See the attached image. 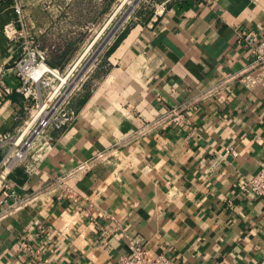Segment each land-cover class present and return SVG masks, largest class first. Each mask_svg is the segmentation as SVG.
<instances>
[{"label": "crops", "instance_id": "1", "mask_svg": "<svg viewBox=\"0 0 264 264\" xmlns=\"http://www.w3.org/2000/svg\"><path fill=\"white\" fill-rule=\"evenodd\" d=\"M83 1L0 0V67L22 53L4 29L20 28L16 4L48 64L68 66ZM136 19L76 88L74 119L51 131L37 170L16 168L10 184L31 193L104 157L68 179L67 197L44 195L0 221V264H118L126 235L173 264H264V200L246 191L264 162V75L250 89L239 82L252 59L235 42L242 30L264 37V0H183L151 27L149 13ZM16 86L11 75L2 84L0 132L19 124ZM174 109L181 126L153 125Z\"/></svg>", "mask_w": 264, "mask_h": 264}, {"label": "built area", "instance_id": "2", "mask_svg": "<svg viewBox=\"0 0 264 264\" xmlns=\"http://www.w3.org/2000/svg\"><path fill=\"white\" fill-rule=\"evenodd\" d=\"M181 1L183 0H150V19L146 25L151 27L167 12L171 4ZM15 13L20 28L6 26L4 29L11 38L23 40L22 53L12 66L0 67V90L5 78L8 75L13 76L17 80L15 92L21 95L24 106L16 117L19 124L13 130L0 132V196L4 206V210L0 211V221L23 210L44 195L60 193L67 197L69 192L64 187L68 179L86 171L89 166L104 157V154H99L88 162L77 164L73 170L31 193L18 194L11 187L10 173L22 167L26 174L32 175L52 149L51 131L68 126L74 119V112L68 106L74 88L70 90L68 87L61 93L64 84L55 86L57 81L60 83L59 76L64 74L63 67L49 65L48 50L41 48L36 38L25 34L21 9L17 4ZM235 42L237 46L248 49L251 55L252 60L248 67L238 76L239 82L250 89L261 81L264 75V37L257 41L255 32L242 30L236 33ZM47 89L50 90L46 91ZM208 94L205 92L203 95ZM44 102V116L37 114L35 120L29 124ZM182 116L180 110H168L153 125L171 121L181 126ZM225 153L233 158L238 156L236 150L230 146L225 148ZM249 183L246 191L264 200V162ZM38 229H41V226H38ZM125 237L128 253L119 259L118 264H173L164 254H153L144 243L128 235ZM20 247L29 250L25 239L20 241Z\"/></svg>", "mask_w": 264, "mask_h": 264}, {"label": "rangeland", "instance_id": "3", "mask_svg": "<svg viewBox=\"0 0 264 264\" xmlns=\"http://www.w3.org/2000/svg\"><path fill=\"white\" fill-rule=\"evenodd\" d=\"M149 1L86 0L82 3H77L76 14L79 18L77 17L76 26L81 28V30L77 31V34L75 33L73 36L76 38L78 48L69 65L62 68V73L64 74L60 75V77L69 75L67 84L73 85L71 88H74L71 96L82 80L91 72L116 34L129 25L136 16L138 17L139 12L140 14L148 13L151 8ZM120 3L122 4L121 6H119ZM86 49L88 51L84 54ZM82 54L84 56L79 60ZM89 61L90 63L87 65ZM84 68L85 70L82 72ZM59 84L57 81L55 86L57 87ZM67 84H64V87L60 90L61 93L67 90ZM49 90L47 89L46 91Z\"/></svg>", "mask_w": 264, "mask_h": 264}, {"label": "bare ground", "instance_id": "4", "mask_svg": "<svg viewBox=\"0 0 264 264\" xmlns=\"http://www.w3.org/2000/svg\"><path fill=\"white\" fill-rule=\"evenodd\" d=\"M125 1V0H124ZM123 2V1H122ZM121 2V3H122ZM120 3V5L119 6H121L122 4ZM120 8V7H119ZM118 9V8H117ZM116 12V11H115ZM88 51V49H86V51L84 52V54H86V52ZM84 54H82L81 55V57L79 58V60H81V58L84 56ZM79 60H78V62H79ZM77 62V63H78ZM69 77V75H66V76H63V77H60L59 76V81H60V84L59 85H61V84H67V78ZM67 86L69 87V89H71V86H73V85H70V84H67ZM45 106H46V103L44 102V103H41V105H40V107H39V110H38V112L37 113H35V115H34V117L32 118V120L30 119V122H29V124L32 122V121H34L35 120V117L37 116V114L39 115H41V116H44V110H45Z\"/></svg>", "mask_w": 264, "mask_h": 264}, {"label": "water", "instance_id": "5", "mask_svg": "<svg viewBox=\"0 0 264 264\" xmlns=\"http://www.w3.org/2000/svg\"><path fill=\"white\" fill-rule=\"evenodd\" d=\"M89 63H90V61L87 63V65H88ZM87 65H86V66H87ZM86 66H85V68H86ZM85 68L82 70V72L85 70Z\"/></svg>", "mask_w": 264, "mask_h": 264}]
</instances>
